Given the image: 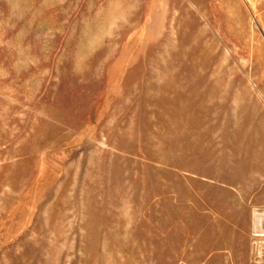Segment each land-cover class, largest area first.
Masks as SVG:
<instances>
[{
    "label": "rangeland",
    "instance_id": "1",
    "mask_svg": "<svg viewBox=\"0 0 264 264\" xmlns=\"http://www.w3.org/2000/svg\"><path fill=\"white\" fill-rule=\"evenodd\" d=\"M255 214L264 0H0V264H264Z\"/></svg>",
    "mask_w": 264,
    "mask_h": 264
},
{
    "label": "bare ground",
    "instance_id": "2",
    "mask_svg": "<svg viewBox=\"0 0 264 264\" xmlns=\"http://www.w3.org/2000/svg\"><path fill=\"white\" fill-rule=\"evenodd\" d=\"M262 213V212H261ZM262 214H255L254 215V236L263 235L264 231L262 230L261 224H262Z\"/></svg>",
    "mask_w": 264,
    "mask_h": 264
}]
</instances>
